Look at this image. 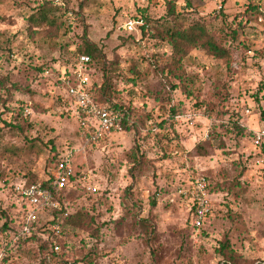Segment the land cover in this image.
Segmentation results:
<instances>
[{
  "label": "rangeland",
  "instance_id": "obj_1",
  "mask_svg": "<svg viewBox=\"0 0 264 264\" xmlns=\"http://www.w3.org/2000/svg\"><path fill=\"white\" fill-rule=\"evenodd\" d=\"M44 1L58 8L55 26L40 25L34 13ZM55 1L0 0V105L31 109L29 119L6 107L0 115V226L8 218L17 228L30 206L18 183L47 178L56 148L81 147L76 105L66 103L56 80L87 27L111 63L115 101L143 122L77 156L101 190L68 198L95 219L90 229L61 224L53 263L220 264L217 249L227 237L244 264H264V143L256 147L252 138L264 126V15L256 18L250 0H175L171 16L167 0ZM133 18L148 30L126 31ZM195 20L205 21L229 54L195 48L182 60L184 72L171 71L164 30ZM94 67L91 81L102 82L101 64ZM200 143L207 154L196 150ZM200 175L211 183L214 207L195 237L189 200L177 188ZM37 237L17 242L6 264H44Z\"/></svg>",
  "mask_w": 264,
  "mask_h": 264
},
{
  "label": "trees",
  "instance_id": "obj_2",
  "mask_svg": "<svg viewBox=\"0 0 264 264\" xmlns=\"http://www.w3.org/2000/svg\"><path fill=\"white\" fill-rule=\"evenodd\" d=\"M52 2L53 1H44L38 7H35L34 13L38 12L40 14L39 15L40 25L47 24L49 26H55L58 23L55 17V11L58 8L54 6ZM167 3L169 5L167 14L170 16L174 15L175 14V0H167ZM263 3H264L263 0H250V3H249L250 9L254 11V13H257L256 15L257 19L259 18V16L263 17L264 15V4ZM48 5H51V7ZM28 19H29L30 26L35 28L37 25L35 26L36 23H35L34 17L30 16ZM146 31H147L146 29H143L142 33H145ZM164 32H165V37H167L170 41L172 51H173L172 55L174 58L172 59V63L170 64L172 68L171 71H173L174 69L183 70L182 60L185 59L190 54V52L195 48H202L205 50H209L213 55L217 57H221V58H223L224 54H229V50L226 47H223L220 45L221 43L218 44V42H216L214 35L208 29L207 23L203 20L192 21L188 26L181 25L178 27H167L164 30ZM77 54H86L90 56L91 62L88 63V67L90 69L91 76L96 72V69L94 67L95 63L98 62L101 64L102 82L97 83L96 80L91 81L92 82L91 91L96 101L100 104L105 105L109 109H113L121 113L122 119H123L122 124L124 127V131L140 130L139 124L140 122H143V121L140 117H138V120L135 119V115H136L135 109L128 107L124 104H119L115 101L114 99L115 89L113 87V79H112L113 77L109 70V65L111 63L107 61L106 55L103 49L96 42L91 40L88 34L87 27L84 28V32L81 36L80 45L78 46L77 49H75L71 53V59H69L68 63L65 65V69L61 71L59 79L56 80L57 81L56 84L58 85V87H61L60 89L63 90V93L65 94L66 103L69 102V103L74 104V101L69 96L66 85L62 78L69 76L72 73V71L75 69L76 63H77L76 61ZM177 85H173L172 87H175ZM63 93L61 94L63 95ZM62 95H60V97L63 99L64 96ZM1 101H3V104L6 102L4 99H2V95L0 94V104H1ZM26 105L29 106L26 103H18L14 105L13 108L7 103L4 106L0 105V108H1L0 115L5 111V107H6L9 109L11 108L12 109L11 111L16 112V117L29 119L30 115H27V116L24 115V110H25ZM66 113L67 115H70L67 111ZM77 115L79 117L80 124H81V121L85 119V115L78 108H77ZM151 124L153 125V128L156 129L157 126H155L153 122ZM9 125H11V127L20 126L19 123L13 124L12 121H10ZM136 150L138 151V149ZM196 150L201 155L207 154V150L205 146L201 143L196 146ZM63 151L64 149L56 148L55 155L51 161L53 164L51 165V167L48 168V172H49L48 175L51 174L52 166L57 161L59 154ZM81 153L82 151L80 150H74V158H73L74 173L70 176L71 183L68 188L69 192L67 193V197H70L72 194H75L76 192H78L79 189H83V187L77 180L81 176L83 168H79L78 165L76 164L77 156ZM175 153L182 154L178 150L175 151ZM40 181H42L45 184H47L48 182L46 178L44 179L41 177L33 178V179L29 178L25 180L27 184H33V183H37ZM208 187L210 191H212L211 183L209 181H208ZM130 189H132V186H130L128 190ZM83 190L86 191L85 189ZM99 192H97L96 194H98ZM60 198L61 196L58 199ZM25 212H26V208L24 205L23 215L25 214ZM58 212H61V211L58 210ZM94 219L95 218L93 217V215H91L87 211H83V210L78 211L76 209L75 210L73 209V212L68 217L58 216L56 218H53L52 220H44V221H41L40 224L33 225L34 229L32 231V234L26 238L20 237L18 239V242L19 244L28 243L30 240L36 239L37 234H41L40 235L41 237H37V238L40 241V248L42 251L43 263L44 264H54L53 263L54 260H52L51 263L48 262L49 255L52 256V259H54L55 256L59 255L55 253L54 251V245L57 243L55 242V240H58V235L52 229V224L55 222H59L62 225L66 224V225H72L80 229H90L92 228ZM10 221L8 218H6V220L0 226V244L3 241H5L3 239H6V242L9 244L12 240L11 236H13L11 233L12 230L13 231L15 230L14 234L17 235L20 227L22 226L21 219L18 222L17 228H14L13 224H11ZM138 222L144 225L145 228L150 229L151 231L154 230L153 228L154 226L152 224H149V219L141 218L140 220H138ZM188 222L192 230V234H193L191 214H189ZM204 226L201 227V231H203ZM54 234H56V237L55 236L53 237ZM22 239H26V240L20 242ZM13 247H15V245L14 246L9 245L8 250H10ZM217 251H218V254L221 256L220 261H219L220 264H244L243 262H246V261L239 260L240 256L237 253H235L234 250L231 248L229 239L227 237L226 239L221 241L220 246L218 247ZM7 261H8V257L5 258L4 264H6Z\"/></svg>",
  "mask_w": 264,
  "mask_h": 264
},
{
  "label": "built area",
  "instance_id": "obj_3",
  "mask_svg": "<svg viewBox=\"0 0 264 264\" xmlns=\"http://www.w3.org/2000/svg\"><path fill=\"white\" fill-rule=\"evenodd\" d=\"M55 2L61 4L58 0ZM148 26L144 19L133 18L125 23L124 29L129 32L137 31L141 34L143 29L148 30ZM76 61V67L72 73L62 79L74 104L85 115L79 130V136L82 139L81 147L67 149L59 154L51 168V174L46 178L47 184L40 181L33 184L20 182L16 185L17 193L30 206L24 203L26 212L21 217L22 226L18 234H13L9 244L6 240L0 244V264H4L5 258L9 255L8 246H14L20 237L26 238L31 235L34 229L33 225L58 216L68 217L73 212L67 193L71 183L70 176L74 173V150L86 153L88 146L98 144L110 138L112 134L124 131L121 113L98 103L91 91V72L88 67V63L91 62L90 56L77 54ZM30 113L31 109L26 105L24 115L27 116ZM252 138L254 145L261 147L264 143V126L255 130L252 133ZM77 180L90 194H96L100 190V186L94 181V178L89 177L85 172H82ZM177 192L189 200L193 236L196 237L213 213V198L208 187V180L205 176L200 175L190 185L179 186ZM60 196L61 198L58 199ZM52 229L58 234L61 230V223H53ZM54 251L59 254L61 246L56 243ZM52 260V256L49 255L48 262L51 263Z\"/></svg>",
  "mask_w": 264,
  "mask_h": 264
}]
</instances>
